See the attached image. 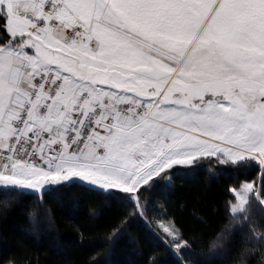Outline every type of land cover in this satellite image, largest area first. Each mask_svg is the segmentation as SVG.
Segmentation results:
<instances>
[{"label":"snow or ice","instance_id":"1","mask_svg":"<svg viewBox=\"0 0 264 264\" xmlns=\"http://www.w3.org/2000/svg\"><path fill=\"white\" fill-rule=\"evenodd\" d=\"M213 159L258 169L224 189L214 244L251 264L235 245L264 249V0H0V197L79 184L143 219ZM157 220L171 255L196 244Z\"/></svg>","mask_w":264,"mask_h":264},{"label":"trees","instance_id":"2","mask_svg":"<svg viewBox=\"0 0 264 264\" xmlns=\"http://www.w3.org/2000/svg\"><path fill=\"white\" fill-rule=\"evenodd\" d=\"M248 177L258 181V169L225 171L214 159L205 160L148 193L152 214L143 219L133 218L131 201H111L79 184L43 196L14 191L10 197H0V264H147L149 259L158 264H180V260L228 264L238 253L225 254L214 247L227 223L224 203L233 202L224 189ZM161 205L196 240L190 251L171 255L153 234L159 232V221L154 223L153 218L161 214ZM228 214L233 215L230 208ZM260 215L258 209L257 219ZM229 240L225 237L224 245ZM235 247L241 253L251 250L245 257L251 264L264 259L258 243H245L237 236Z\"/></svg>","mask_w":264,"mask_h":264},{"label":"rangeland","instance_id":"3","mask_svg":"<svg viewBox=\"0 0 264 264\" xmlns=\"http://www.w3.org/2000/svg\"><path fill=\"white\" fill-rule=\"evenodd\" d=\"M257 187H259V179H258V181H257ZM234 202V201H233ZM233 215H235V214H233ZM214 250H215V248H214Z\"/></svg>","mask_w":264,"mask_h":264}]
</instances>
